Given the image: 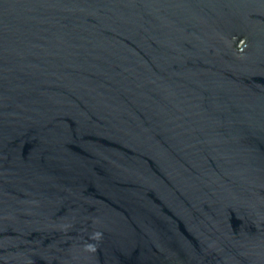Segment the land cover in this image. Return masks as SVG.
Wrapping results in <instances>:
<instances>
[{"label": "water", "instance_id": "water-1", "mask_svg": "<svg viewBox=\"0 0 264 264\" xmlns=\"http://www.w3.org/2000/svg\"><path fill=\"white\" fill-rule=\"evenodd\" d=\"M0 264H264V0H0Z\"/></svg>", "mask_w": 264, "mask_h": 264}]
</instances>
